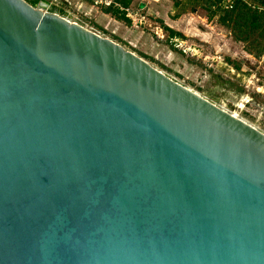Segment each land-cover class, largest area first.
<instances>
[{
	"label": "water",
	"instance_id": "95a60500",
	"mask_svg": "<svg viewBox=\"0 0 264 264\" xmlns=\"http://www.w3.org/2000/svg\"><path fill=\"white\" fill-rule=\"evenodd\" d=\"M0 264H264V132L0 0Z\"/></svg>",
	"mask_w": 264,
	"mask_h": 264
},
{
	"label": "rangeland",
	"instance_id": "374dc122",
	"mask_svg": "<svg viewBox=\"0 0 264 264\" xmlns=\"http://www.w3.org/2000/svg\"><path fill=\"white\" fill-rule=\"evenodd\" d=\"M96 1L101 0H57L50 10L112 39L264 132V54L252 50L255 37L237 41L208 0H133L130 25L105 16V6ZM160 22L183 37L171 38Z\"/></svg>",
	"mask_w": 264,
	"mask_h": 264
},
{
	"label": "trees",
	"instance_id": "16d2710c",
	"mask_svg": "<svg viewBox=\"0 0 264 264\" xmlns=\"http://www.w3.org/2000/svg\"><path fill=\"white\" fill-rule=\"evenodd\" d=\"M31 5L38 6L41 0H27ZM133 0H114L115 4L103 7V12L111 15L117 21L131 24L126 9H129ZM215 9L213 15L220 12L219 23L229 29L235 39L240 42H248L252 37L258 41L252 48L258 57L264 54V0H256V4H250L246 0L235 1L232 8H227L225 0H208ZM217 10V11H216ZM163 30L170 34L171 38H182V34L160 22ZM252 47V46H251Z\"/></svg>",
	"mask_w": 264,
	"mask_h": 264
},
{
	"label": "built area",
	"instance_id": "2783aa9c",
	"mask_svg": "<svg viewBox=\"0 0 264 264\" xmlns=\"http://www.w3.org/2000/svg\"><path fill=\"white\" fill-rule=\"evenodd\" d=\"M235 1L237 0H233L232 3L229 2V4H226L227 8H232V6L234 5ZM49 3V8L50 7H56L57 6V0H48ZM64 3H66V5H70V0H64ZM96 5L100 4V5H104L105 7H109L114 3V0H101V1H96L95 2ZM126 11L128 12L129 9H126Z\"/></svg>",
	"mask_w": 264,
	"mask_h": 264
},
{
	"label": "crops",
	"instance_id": "0c3cea01",
	"mask_svg": "<svg viewBox=\"0 0 264 264\" xmlns=\"http://www.w3.org/2000/svg\"><path fill=\"white\" fill-rule=\"evenodd\" d=\"M90 9L93 11L94 8L91 7ZM104 15H105V16H109V15H107V14H104ZM118 22H119V21H118Z\"/></svg>",
	"mask_w": 264,
	"mask_h": 264
}]
</instances>
